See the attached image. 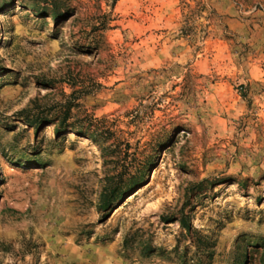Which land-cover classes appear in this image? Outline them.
Here are the masks:
<instances>
[{
  "label": "rangeland",
  "instance_id": "rangeland-1",
  "mask_svg": "<svg viewBox=\"0 0 264 264\" xmlns=\"http://www.w3.org/2000/svg\"><path fill=\"white\" fill-rule=\"evenodd\" d=\"M0 264H264V0H0Z\"/></svg>",
  "mask_w": 264,
  "mask_h": 264
},
{
  "label": "trees",
  "instance_id": "trees-1",
  "mask_svg": "<svg viewBox=\"0 0 264 264\" xmlns=\"http://www.w3.org/2000/svg\"><path fill=\"white\" fill-rule=\"evenodd\" d=\"M119 0H105V2L110 5L112 8L117 4Z\"/></svg>",
  "mask_w": 264,
  "mask_h": 264
},
{
  "label": "bare ground",
  "instance_id": "bare-ground-1",
  "mask_svg": "<svg viewBox=\"0 0 264 264\" xmlns=\"http://www.w3.org/2000/svg\"><path fill=\"white\" fill-rule=\"evenodd\" d=\"M131 199V198H130ZM115 214V213H114ZM116 215V214H115Z\"/></svg>",
  "mask_w": 264,
  "mask_h": 264
}]
</instances>
